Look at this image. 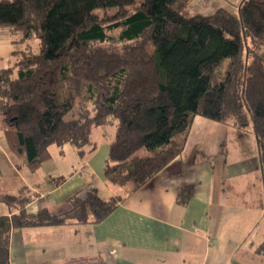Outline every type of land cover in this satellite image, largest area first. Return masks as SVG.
<instances>
[{"label": "trees", "instance_id": "trees-1", "mask_svg": "<svg viewBox=\"0 0 264 264\" xmlns=\"http://www.w3.org/2000/svg\"><path fill=\"white\" fill-rule=\"evenodd\" d=\"M189 2L0 0V27L15 37L14 62L0 70L8 149L35 171L49 160L51 145L93 152V128L113 119L103 177L130 192L181 153L195 116L233 118L241 130L251 126L264 193V59L246 41L264 45V0H241L235 15L220 8L210 16L192 14ZM34 197L26 187L0 194L10 213L0 216V264H11L13 231L99 223L123 199L104 200L88 189L54 215L46 208L28 213ZM256 252L264 264V241Z\"/></svg>", "mask_w": 264, "mask_h": 264}, {"label": "crops", "instance_id": "crops-1", "mask_svg": "<svg viewBox=\"0 0 264 264\" xmlns=\"http://www.w3.org/2000/svg\"><path fill=\"white\" fill-rule=\"evenodd\" d=\"M222 1V2H221ZM233 2V3H230ZM241 0H190L192 14L237 11ZM228 7V8H227ZM231 13V12H230ZM237 13V12H236ZM15 37L0 27V70L14 62ZM219 123L195 116L181 153L139 189L105 183L103 167L116 121L93 128V152L79 155L66 167L64 147L30 171L7 146L0 127V194L22 187L35 195L28 213L46 208L68 210L73 194L95 189L101 199H123L103 221L24 228L11 233V264H67L102 260L106 264H263L256 250L264 241V193L257 143L251 126ZM114 125L112 135L107 134ZM110 133V132H109ZM93 136H95L93 138ZM254 174L259 185L242 181ZM63 177L57 183L55 179ZM0 216L9 215L2 204Z\"/></svg>", "mask_w": 264, "mask_h": 264}, {"label": "rangeland", "instance_id": "rangeland-1", "mask_svg": "<svg viewBox=\"0 0 264 264\" xmlns=\"http://www.w3.org/2000/svg\"><path fill=\"white\" fill-rule=\"evenodd\" d=\"M201 1L202 0H199V2H201ZM218 2L221 3L222 1L220 2V0H218ZM230 3H233V2L230 1ZM228 9L234 15L237 12V11H235V6L233 4H231ZM246 39H247L246 41H247V44H248L247 47H248L249 51L252 52L251 54L259 55L260 57H262L264 59V45H262V43H260L258 41H252V39L249 38V37H247ZM33 46H36V42L34 43ZM249 57L251 58V55ZM251 60H252V58L250 59V62H251ZM76 111H77V108L73 109V111L66 117V119H71V118L75 117ZM242 111H244V110H242ZM232 123H236V120L233 119V118H230V120L228 122V127H230L231 130H233V127H232L233 124ZM244 127L247 128V125H245ZM114 130H115V126L114 125H109L107 127V129H106V132H107V134L112 135L114 133ZM246 130H248V128ZM94 137L95 136H93V138ZM62 147H64V156H63V160L61 162V163H63V165L61 164L60 167L64 166L67 169L68 166L71 165V163H73L75 161L74 156H72L70 154V152H69L70 150H73L74 151L75 148L71 144H65ZM56 151H59V148L56 145H51L50 146V152L53 153V154H55ZM242 181H250V182L255 183L256 185H259L258 182H257V180L255 179L254 174H252L247 179H244ZM0 207H3L2 204H0ZM261 225L263 227V225H264L263 222H262Z\"/></svg>", "mask_w": 264, "mask_h": 264}]
</instances>
